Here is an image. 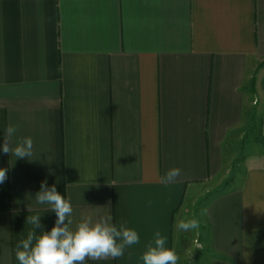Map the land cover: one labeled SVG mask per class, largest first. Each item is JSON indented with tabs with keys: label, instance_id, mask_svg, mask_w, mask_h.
Segmentation results:
<instances>
[{
	"label": "crops",
	"instance_id": "crops-1",
	"mask_svg": "<svg viewBox=\"0 0 264 264\" xmlns=\"http://www.w3.org/2000/svg\"><path fill=\"white\" fill-rule=\"evenodd\" d=\"M9 125L30 158L3 153ZM263 140L264 0H0V264H19L28 216L54 226L42 182L70 200V228L139 234L87 264H143L156 231L177 264H264Z\"/></svg>",
	"mask_w": 264,
	"mask_h": 264
},
{
	"label": "clouds",
	"instance_id": "clouds-1",
	"mask_svg": "<svg viewBox=\"0 0 264 264\" xmlns=\"http://www.w3.org/2000/svg\"><path fill=\"white\" fill-rule=\"evenodd\" d=\"M16 131L14 125L5 129L3 153H11L21 159L30 158L33 155V140L30 137L23 138L13 147L12 137ZM180 175L179 168H171L165 173L163 182L175 183ZM6 179L7 170L0 168V184ZM35 200L38 204L49 205L57 219L50 231H43L40 216L27 217V222L33 225V231L17 245L16 259L19 264H87L89 260L117 259L124 256L127 248L139 243L137 231L123 222L117 227L109 218L101 217L96 222L86 218L75 229L70 228L72 221L67 219L66 222L73 211L70 200H66L55 185L48 187L46 182H42ZM199 227L200 222L195 218L180 219L177 223V229L185 232ZM35 228H41V231L36 232ZM165 244L166 238L156 231L154 242L146 245V251L141 256L143 264H177V253L165 247ZM197 247L203 246L198 244Z\"/></svg>",
	"mask_w": 264,
	"mask_h": 264
},
{
	"label": "rangeland",
	"instance_id": "rangeland-1",
	"mask_svg": "<svg viewBox=\"0 0 264 264\" xmlns=\"http://www.w3.org/2000/svg\"><path fill=\"white\" fill-rule=\"evenodd\" d=\"M253 126L251 129V135L253 137H258V131H259V123L261 121V116L259 114L256 113V108H254V114H253ZM255 139V138H254ZM264 141V140H263ZM263 144H260V142H258L257 144L254 145V148L252 150V153H255L256 149L255 146L257 147V149L262 150V147H264V142H262Z\"/></svg>",
	"mask_w": 264,
	"mask_h": 264
}]
</instances>
